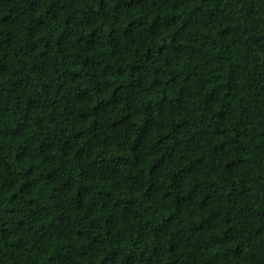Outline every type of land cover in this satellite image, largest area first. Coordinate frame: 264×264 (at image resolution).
I'll list each match as a JSON object with an SVG mask.
<instances>
[{"label":"trees","instance_id":"16d2710c","mask_svg":"<svg viewBox=\"0 0 264 264\" xmlns=\"http://www.w3.org/2000/svg\"><path fill=\"white\" fill-rule=\"evenodd\" d=\"M0 264H264V0H0Z\"/></svg>","mask_w":264,"mask_h":264}]
</instances>
